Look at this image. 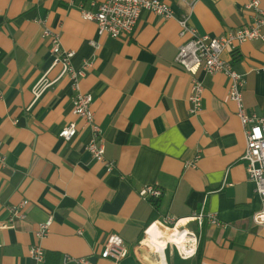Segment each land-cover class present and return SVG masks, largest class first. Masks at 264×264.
I'll return each instance as SVG.
<instances>
[{
  "label": "crops",
  "instance_id": "crops-1",
  "mask_svg": "<svg viewBox=\"0 0 264 264\" xmlns=\"http://www.w3.org/2000/svg\"><path fill=\"white\" fill-rule=\"evenodd\" d=\"M103 1L0 0V223L6 206L27 202L26 218L0 230V264H35L33 245L44 250L40 264H81L65 262L68 255L86 264H264V225L252 220L264 202L242 159L244 129L227 96L231 82L222 72L199 71L203 110L191 115V75L174 62L188 38L179 35L180 17L189 14L198 34L217 37L252 22L250 0H197L191 8L189 0H161L175 18L142 10L134 31L119 38L98 35L96 21L81 16ZM259 4L264 11V0ZM45 27L74 52V68L93 61L79 84L93 97L112 171L85 149L89 130L72 113V81L53 64ZM222 58L245 79L246 110L264 115V40L228 47ZM71 122L76 135L60 138ZM149 186L161 190L158 199L140 196ZM201 209L222 224L203 219L193 255L183 257L171 241H145L151 223L167 228L165 217L197 231L189 219ZM47 218L49 233L36 237ZM111 234L129 250L118 262L101 256Z\"/></svg>",
  "mask_w": 264,
  "mask_h": 264
},
{
  "label": "built area",
  "instance_id": "built-area-1",
  "mask_svg": "<svg viewBox=\"0 0 264 264\" xmlns=\"http://www.w3.org/2000/svg\"><path fill=\"white\" fill-rule=\"evenodd\" d=\"M196 1L189 0L187 4L191 8ZM246 8L254 13L252 22L242 25V27L231 29L217 37L209 34H198L197 30L189 23V14H184L178 19L181 28L179 35L180 37L188 35V38L178 46L174 62L191 75L188 95V110L191 115H196L203 110L202 95L204 83L197 76L199 71L207 74L222 72L229 78L231 83L229 84L227 96L235 104L236 116L244 129L245 149L242 159L246 165L248 179L254 184V191L264 202V115H258L246 110L242 96L245 79L241 74L232 69L233 67L229 62L222 58V53L228 47L232 51H235L239 45L246 41L264 40V11L260 8L259 0H250L246 4ZM142 10L152 11L165 20L174 17L170 5L161 0H104L97 4L93 11L82 9L81 16L85 20L96 21L98 35L119 38L123 35L131 34L134 31ZM59 35V32L53 31L48 27H45L42 33L43 37L50 39V52L53 56V64H60L62 67L61 74H68L72 81L71 89L74 90L72 113L81 119L82 127L89 130V137L85 149L94 160L104 164L107 172L112 171L115 165L113 161L105 158V146L104 141H102L101 130L95 122L94 112L91 108L93 97L91 94L82 92L79 84L80 79L84 76L88 68L91 67L93 61L91 59L84 60L79 69L74 68L70 62L74 56V52L64 50L61 47ZM90 44L94 50H97L100 46L98 42L93 40L90 41ZM76 133L77 126L75 122H71L59 130L58 136L69 140ZM194 161L186 162V167L194 166ZM3 162L4 157L0 155V164L2 165ZM140 192V196L143 199H147V197H150L151 200L158 199L161 195V190L153 186L145 187ZM26 204V201H22L17 205L6 206L8 216L6 222L0 223V230L10 226L13 227L16 221H23L26 218ZM204 218H207L214 225L222 224L217 219L216 214L205 212L203 209L194 213L191 219H189L190 221L196 222L197 232L177 226L176 224L180 222V219L175 220L174 218L165 217L162 221L161 225L167 226L165 228L166 231L169 232L177 229L180 237L183 232L187 235V239L183 242V248L176 244L180 248V251H182L180 253L183 257H188L195 253L199 239V230L202 227ZM252 220L256 224L264 225V210L252 214ZM52 221L53 219L47 218L38 223L35 232L36 237L42 238L46 236L50 231ZM186 222L188 223L189 221ZM154 224L151 223L144 230L146 237L147 231ZM42 249L40 245H33L29 249V256L34 260L35 264H40L44 261V250ZM128 253L129 250L124 245L121 237L111 234L104 243L101 256L111 258L113 261L118 262L127 256ZM69 260L81 264L87 263L85 259L77 260L69 255L64 258L65 262Z\"/></svg>",
  "mask_w": 264,
  "mask_h": 264
},
{
  "label": "bare ground",
  "instance_id": "bare-ground-1",
  "mask_svg": "<svg viewBox=\"0 0 264 264\" xmlns=\"http://www.w3.org/2000/svg\"><path fill=\"white\" fill-rule=\"evenodd\" d=\"M179 234L180 233H177V229L168 232L166 230L160 229V227H158L155 223L147 231V237L145 241L149 244L155 243L157 245H165L166 241H173L183 248V242L185 239H187V235H185L183 232L182 236L180 237Z\"/></svg>",
  "mask_w": 264,
  "mask_h": 264
},
{
  "label": "trees",
  "instance_id": "trees-1",
  "mask_svg": "<svg viewBox=\"0 0 264 264\" xmlns=\"http://www.w3.org/2000/svg\"><path fill=\"white\" fill-rule=\"evenodd\" d=\"M197 230V229H196ZM195 232H197V231H195Z\"/></svg>",
  "mask_w": 264,
  "mask_h": 264
}]
</instances>
